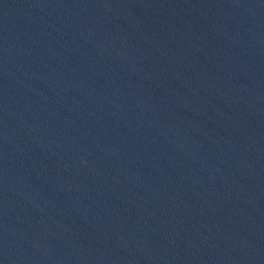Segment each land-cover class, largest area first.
I'll return each mask as SVG.
<instances>
[{"label": "water", "instance_id": "obj_1", "mask_svg": "<svg viewBox=\"0 0 264 264\" xmlns=\"http://www.w3.org/2000/svg\"><path fill=\"white\" fill-rule=\"evenodd\" d=\"M0 264H264V0H0Z\"/></svg>", "mask_w": 264, "mask_h": 264}]
</instances>
